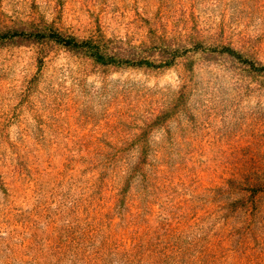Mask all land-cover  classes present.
<instances>
[{"label":"rangeland","instance_id":"obj_1","mask_svg":"<svg viewBox=\"0 0 264 264\" xmlns=\"http://www.w3.org/2000/svg\"><path fill=\"white\" fill-rule=\"evenodd\" d=\"M0 264H264V0H0Z\"/></svg>","mask_w":264,"mask_h":264}]
</instances>
